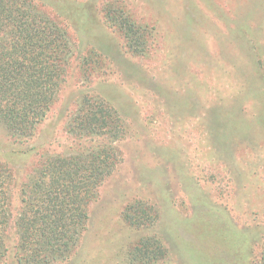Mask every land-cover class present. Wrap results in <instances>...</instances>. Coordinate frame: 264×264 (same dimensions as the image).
I'll use <instances>...</instances> for the list:
<instances>
[{
	"label": "rangeland",
	"instance_id": "obj_1",
	"mask_svg": "<svg viewBox=\"0 0 264 264\" xmlns=\"http://www.w3.org/2000/svg\"><path fill=\"white\" fill-rule=\"evenodd\" d=\"M35 2L69 33L62 103L87 94L121 117L119 133L79 138L59 116L58 103L51 129L24 145L46 143L45 150L60 154L111 145L119 153L91 204L80 244L56 264H202L200 256L250 264L258 258L264 242V0ZM0 138L20 146L2 129ZM43 152L10 161L14 170L26 168L21 180ZM8 159L0 150V161ZM140 201L145 206L137 216H149L142 223L126 217L127 207ZM225 231L246 241L223 253L212 239ZM149 237L158 259L135 255Z\"/></svg>",
	"mask_w": 264,
	"mask_h": 264
},
{
	"label": "trees",
	"instance_id": "obj_2",
	"mask_svg": "<svg viewBox=\"0 0 264 264\" xmlns=\"http://www.w3.org/2000/svg\"><path fill=\"white\" fill-rule=\"evenodd\" d=\"M110 17L125 28L118 16ZM125 18L127 28L135 29ZM68 36V30L35 0H0V129L20 145H4L0 138V150L11 158L8 163L0 161V264H56L67 260L91 223L90 208L100 186L117 165L119 153L111 145L64 154L45 150L46 143L24 146L42 129H51L58 103L59 116L66 120L70 133L79 138L121 131V117L101 98L92 100L85 94L76 102L62 103L71 60ZM38 151H44L41 160L28 178L21 180L26 168L22 172L14 170L10 161L14 162L16 155ZM140 205L145 203L129 205L126 217L144 222L149 216H137ZM213 236L216 247L217 240L223 244L218 247L223 253L231 245L240 248L246 241V236L226 231L221 235L214 232ZM151 240L149 237L136 245L135 255L143 251L158 259ZM261 249L250 264H264V242ZM238 252L241 254L235 256L243 259L244 252ZM200 257L202 264H225L209 256Z\"/></svg>",
	"mask_w": 264,
	"mask_h": 264
}]
</instances>
